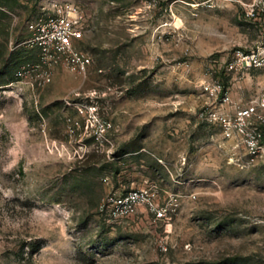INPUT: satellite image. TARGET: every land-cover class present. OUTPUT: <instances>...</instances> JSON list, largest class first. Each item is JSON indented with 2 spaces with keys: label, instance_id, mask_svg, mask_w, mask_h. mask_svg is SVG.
Segmentation results:
<instances>
[{
  "label": "rangeland",
  "instance_id": "1",
  "mask_svg": "<svg viewBox=\"0 0 264 264\" xmlns=\"http://www.w3.org/2000/svg\"><path fill=\"white\" fill-rule=\"evenodd\" d=\"M251 0H0V264H264V165L227 138L204 86L264 93V65L225 75L234 47L264 43ZM82 15V73L39 61L29 22ZM146 188L117 223L108 194Z\"/></svg>",
  "mask_w": 264,
  "mask_h": 264
},
{
  "label": "built area",
  "instance_id": "2",
  "mask_svg": "<svg viewBox=\"0 0 264 264\" xmlns=\"http://www.w3.org/2000/svg\"><path fill=\"white\" fill-rule=\"evenodd\" d=\"M244 13L249 23L259 24L264 30V0L249 1L245 4ZM82 29V15L73 6L59 7L31 20L30 36L25 42L38 49L39 61L24 64L16 76H30L32 84L42 85L52 80L53 68L58 64L84 73L89 57L76 44L82 37ZM263 65L264 43L255 47L237 46L229 58L217 66L216 71L229 75ZM204 89L218 100L217 108L209 112L210 117L216 119L235 146L243 147L249 158L257 159L264 165V93L246 103L234 101L221 75L212 78ZM143 204L162 214L155 197L146 188L112 192L101 203L100 211L109 222L117 223Z\"/></svg>",
  "mask_w": 264,
  "mask_h": 264
},
{
  "label": "crops",
  "instance_id": "3",
  "mask_svg": "<svg viewBox=\"0 0 264 264\" xmlns=\"http://www.w3.org/2000/svg\"><path fill=\"white\" fill-rule=\"evenodd\" d=\"M231 78H236V75L235 74H232L231 75ZM232 97V96H231ZM234 100V99H233ZM235 101V100H234Z\"/></svg>",
  "mask_w": 264,
  "mask_h": 264
}]
</instances>
